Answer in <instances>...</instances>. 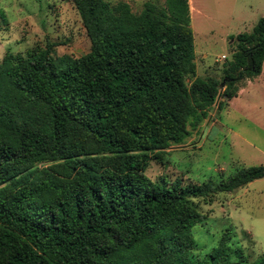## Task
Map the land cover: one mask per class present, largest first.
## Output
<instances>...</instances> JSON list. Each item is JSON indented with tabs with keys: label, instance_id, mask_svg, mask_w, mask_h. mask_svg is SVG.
Here are the masks:
<instances>
[{
	"label": "trees",
	"instance_id": "16d2710c",
	"mask_svg": "<svg viewBox=\"0 0 264 264\" xmlns=\"http://www.w3.org/2000/svg\"><path fill=\"white\" fill-rule=\"evenodd\" d=\"M72 2L88 51L54 58L46 41L0 63V264H249L230 228L197 250L195 200L263 178L264 165L185 185L146 170L261 73L264 16L235 36L221 87L196 76L189 0L138 13L125 1Z\"/></svg>",
	"mask_w": 264,
	"mask_h": 264
},
{
	"label": "rangeland",
	"instance_id": "374dc122",
	"mask_svg": "<svg viewBox=\"0 0 264 264\" xmlns=\"http://www.w3.org/2000/svg\"><path fill=\"white\" fill-rule=\"evenodd\" d=\"M108 1H125L135 13L147 1L163 2ZM192 3L196 76H210L222 82V68L233 57L235 36L250 32L259 17L264 16V0ZM0 8L7 21L0 23V63L7 52L25 53L46 41L57 43L52 52L54 58L73 57L89 49V39L72 0H0ZM263 66L260 76L239 83V91L246 87V92L237 95L232 106L230 100L218 97L196 127L188 124L190 135L166 149L163 163L152 160L146 174L153 180L161 175L170 181L178 178L184 185L206 180L216 183L241 167L264 165ZM220 100L223 105L218 108ZM195 201L203 215L192 230L197 250L216 245L221 234L230 228L233 242L239 240L249 264L259 256L264 257V177L233 192L216 194L211 200Z\"/></svg>",
	"mask_w": 264,
	"mask_h": 264
},
{
	"label": "crops",
	"instance_id": "0c3cea01",
	"mask_svg": "<svg viewBox=\"0 0 264 264\" xmlns=\"http://www.w3.org/2000/svg\"><path fill=\"white\" fill-rule=\"evenodd\" d=\"M189 4H190V0H189ZM190 6H191V5H190ZM190 12H191V14H192L191 8H190ZM263 65H264V62H263ZM263 68H264V66H263ZM261 72H262V71H261ZM258 76H260V74H259ZM242 91L246 92V87H245L244 89H240L239 94H238L239 96L241 95ZM242 95H243V94H242ZM242 95H241V96H242ZM239 96H236V97H239ZM236 97H234V98H232V99L230 100V102H231V104H229L230 106L233 105V102H235V100L237 99Z\"/></svg>",
	"mask_w": 264,
	"mask_h": 264
},
{
	"label": "bare ground",
	"instance_id": "6f19581e",
	"mask_svg": "<svg viewBox=\"0 0 264 264\" xmlns=\"http://www.w3.org/2000/svg\"><path fill=\"white\" fill-rule=\"evenodd\" d=\"M192 2H193V0H190V5H191L190 8H191V11L193 12V7H192V4H193V3H192ZM195 10H196V9H195Z\"/></svg>",
	"mask_w": 264,
	"mask_h": 264
},
{
	"label": "water",
	"instance_id": "95a60500",
	"mask_svg": "<svg viewBox=\"0 0 264 264\" xmlns=\"http://www.w3.org/2000/svg\"><path fill=\"white\" fill-rule=\"evenodd\" d=\"M220 86H221V87H223V86H224V80L221 82Z\"/></svg>",
	"mask_w": 264,
	"mask_h": 264
}]
</instances>
